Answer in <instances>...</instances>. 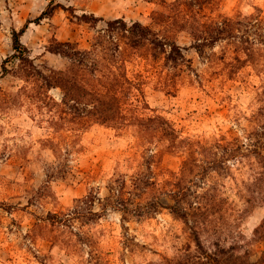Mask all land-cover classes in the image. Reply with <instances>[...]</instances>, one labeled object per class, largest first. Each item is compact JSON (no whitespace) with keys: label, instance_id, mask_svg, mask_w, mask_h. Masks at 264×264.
I'll list each match as a JSON object with an SVG mask.
<instances>
[{"label":"rangeland","instance_id":"1","mask_svg":"<svg viewBox=\"0 0 264 264\" xmlns=\"http://www.w3.org/2000/svg\"><path fill=\"white\" fill-rule=\"evenodd\" d=\"M118 19L127 29L134 22L148 27L147 39L120 25L109 29ZM214 28L226 32L199 52L195 29ZM20 32L26 61L14 57ZM153 35L168 44L154 48ZM57 43L94 50L116 75L127 74L135 112L164 116L183 138L209 150L175 149L167 139L143 146L129 121L118 129L62 123L74 120L64 91L47 90L35 74L71 67L70 59L50 52ZM174 44L184 55L177 63L166 58ZM263 82L264 0H0V264H264V202L252 191L249 162V134L264 124L255 120ZM234 140L242 147L235 159L212 148ZM192 155L213 157L222 169L198 168L195 175H202L188 184L187 196L175 200L168 195L174 175ZM148 167L156 185L132 208L154 202L152 215L103 211L113 180L124 178L132 191V177L149 174ZM91 192L102 201L85 213L100 216H74ZM178 201L188 209V224L163 207ZM69 214L66 225L49 220Z\"/></svg>","mask_w":264,"mask_h":264},{"label":"trees","instance_id":"2","mask_svg":"<svg viewBox=\"0 0 264 264\" xmlns=\"http://www.w3.org/2000/svg\"><path fill=\"white\" fill-rule=\"evenodd\" d=\"M188 6L191 7L192 3H189ZM84 17L87 18L86 15ZM88 20V23H91V21H95V17H92ZM115 25H120L116 29L120 28L122 31L144 40L147 39L145 38V34L150 31L148 27L142 26L139 22H134L130 29H127L128 25L126 21L122 19L108 22L109 29H112ZM229 26L230 24H228L226 27L229 28ZM195 30L198 31L197 33H193L194 37H196L195 48L199 52H202L204 47L211 44L213 45L214 43L221 40L223 33L226 32V29L214 28L209 29L208 34L206 33V35L200 32L198 29ZM21 32L14 34L13 47L15 52L19 54H15L14 57L26 61L22 55L23 48L19 40ZM229 36L235 37L231 34H229L228 37ZM150 43L154 46V48L163 47L168 44L159 40L156 35H153V38L150 39ZM131 44L135 47L141 45L140 42H132ZM170 47L171 51H169L166 57L167 60L173 63H177L181 59L184 60L181 47H178L175 44L171 45ZM50 52L64 56L70 59L72 63L71 67L68 69L57 73H52L50 75L43 73L41 74L35 71V74L37 73L42 79L43 85L47 90H50L54 87H59L64 91L63 103L67 106V109H69V114L74 115V120L69 121L63 118L62 123L72 122L85 127L89 121H93L107 127L118 129L128 125L127 122L129 121L130 124L137 127L138 140L143 146H148V144H152L153 141L157 139H167L171 143V147L175 149H190L196 147L203 152L209 150V147H206V145L199 141H193L190 138H183L173 126V124L164 116L154 115L151 117H145L144 115L138 114L137 110L135 112L132 108L133 102L131 98L135 95H133V86L130 84L127 74L122 72L116 75V73L112 71V69L109 68L106 63L98 61L95 58L94 50L79 52L74 50L71 43H57L51 47ZM88 63L90 65L87 67ZM104 69L108 72H103L102 70ZM6 70V67H4L5 72ZM129 89L130 92L125 93V91H129ZM137 90L140 92L139 89ZM139 94L142 95V93ZM83 96L86 97V99H84L85 101L82 100ZM136 100V102H140L139 99ZM257 101L260 105L255 115V120L260 121L262 118H264V82L257 94ZM139 104H142V107L145 109H149L147 104ZM80 105H82V108H80ZM127 106L131 108L130 110L132 112L130 119L126 115ZM249 138L252 142L250 145L252 150H250L249 154L250 156L254 157L249 161L250 165L252 166L251 170L253 172L252 176L254 179L252 185L255 187L252 191L259 195L260 201L264 202V124H260L258 127H256V129H254L249 134ZM212 148L222 150L224 157L228 156V158L230 157L235 159L239 156L236 154L240 152L242 147L238 140H234L225 141L224 143H216L214 146H212ZM250 156L246 157L249 159ZM198 168L204 173L209 169H211V171L217 172L218 169H222L221 161L219 162L216 159H213V157L211 159L202 160L198 159V157H195V155H192L189 159L184 161L180 173L174 175L176 176L174 183H167L168 185L171 184L172 186V189L169 191L168 195L175 200L183 199L184 196H187V192L190 191L189 185L194 183L195 177L202 175L200 173L195 175V170ZM148 170L150 171L149 174L138 172L132 177V191H127L128 184L124 178L119 177L113 180V183L108 187L109 196L104 199V204H102L103 211L108 207H111L112 209L120 211L125 215L131 214L136 217L152 215V213L155 212L152 210H155V206L157 205L154 202L148 203L146 205L138 204L132 208V206L135 204V198L142 197V194L147 189L156 185L151 181L150 175H152V173L149 167ZM210 190L214 189L212 188ZM127 194L129 197H126ZM255 200L256 199L253 197V202ZM96 201L102 200L97 197V193L94 194L91 192L86 198L78 201L79 205L77 206L76 210L72 212V214H74V216H84L85 218H88L89 215L100 216V214L92 213L91 211L85 213V208L93 207ZM249 202L251 203L252 199ZM199 205L200 206L195 208L211 210L216 208V205H211L209 207L208 204L205 206H202L201 204ZM160 206L162 207L163 205ZM163 207L169 209L174 215L184 220L187 224L189 223V214L187 212L188 209L181 206L180 201H178L177 205H165ZM50 216L49 220L55 224L60 223L66 225V223L73 219H70V214L66 217H60L58 215ZM125 220L126 217H123V221ZM260 227L264 229V221Z\"/></svg>","mask_w":264,"mask_h":264}]
</instances>
